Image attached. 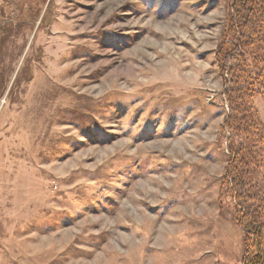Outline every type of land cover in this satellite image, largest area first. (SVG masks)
Segmentation results:
<instances>
[{"label": "rangeland", "instance_id": "374dc122", "mask_svg": "<svg viewBox=\"0 0 264 264\" xmlns=\"http://www.w3.org/2000/svg\"><path fill=\"white\" fill-rule=\"evenodd\" d=\"M232 14V0H0V33L14 32L0 264H243L253 249L223 177L245 139L224 127L217 63ZM246 57L256 77L264 43Z\"/></svg>", "mask_w": 264, "mask_h": 264}, {"label": "trees", "instance_id": "16d2710c", "mask_svg": "<svg viewBox=\"0 0 264 264\" xmlns=\"http://www.w3.org/2000/svg\"><path fill=\"white\" fill-rule=\"evenodd\" d=\"M232 3L233 14L229 19L226 36L220 44L217 63L221 73L226 75L228 84L224 96L229 110L224 127L231 133V137H243L245 143L233 150L235 156L225 170L223 183L239 208L245 242L253 249L243 264H264V188L251 184L256 173L252 166L258 159V145L262 140L253 101L260 94L256 86L262 84L264 90V66L256 77H252L246 65V56L255 43H264V1L232 0ZM1 32L0 54L4 42L14 34L13 29L8 27ZM6 86L5 76L0 73V99Z\"/></svg>", "mask_w": 264, "mask_h": 264}]
</instances>
